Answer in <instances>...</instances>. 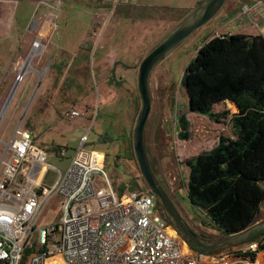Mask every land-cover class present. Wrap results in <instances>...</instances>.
<instances>
[{
	"label": "rangeland",
	"instance_id": "1",
	"mask_svg": "<svg viewBox=\"0 0 264 264\" xmlns=\"http://www.w3.org/2000/svg\"><path fill=\"white\" fill-rule=\"evenodd\" d=\"M187 1H13L15 5L24 6L21 11L17 10L16 16L20 18L23 11L27 13L31 28L37 16L47 12L45 21L50 31L36 39L35 32L28 34V42L32 41L33 47L38 40L39 49L30 56L29 68L19 80L16 78L23 58L8 65L4 71L0 68V109L17 82L0 118V168L7 143L20 122L32 131L35 144L46 152L47 163L60 171L65 169L80 145V137L85 134L87 142L83 147L104 154V167L115 177L116 183L119 181L120 194L149 190L132 149V129L140 108L137 71L126 66L138 63L184 20L190 10L187 12L181 7ZM241 5L240 0H226L205 25L170 48L154 64L148 77L151 105L143 129V144L150 168L190 230L198 238L210 241H216L218 238L213 240V237L220 231L202 209L187 199L184 160L213 147L219 135H231L230 114L236 108L228 101L215 104L213 112H229L220 121L189 111L181 77L186 64L206 39L225 34L222 21ZM246 29V33H256L252 28ZM81 42L87 48L86 52L79 48ZM37 59L36 68L41 80L27 105L38 82V75L33 70ZM112 68L116 84L110 76ZM70 109H77L80 114L70 117ZM181 115L188 121L187 139L176 134V117ZM61 148L65 150L63 157L57 154ZM53 173L47 171V181L54 178ZM56 200L50 199L40 216V223L58 220ZM235 243L210 252L225 253ZM181 247L186 250L184 245ZM239 248L235 247L234 252H241ZM259 261L264 264V255L260 254ZM46 264H60V260L49 259Z\"/></svg>",
	"mask_w": 264,
	"mask_h": 264
},
{
	"label": "built area",
	"instance_id": "2",
	"mask_svg": "<svg viewBox=\"0 0 264 264\" xmlns=\"http://www.w3.org/2000/svg\"><path fill=\"white\" fill-rule=\"evenodd\" d=\"M247 11L244 6L241 14ZM79 114L68 111L70 117ZM86 142L83 134L60 171L47 163L32 131L20 122L15 126L0 168V264H46L49 259L60 264H261L258 241L241 250L245 256L188 255L169 232L156 197L149 190L118 193L115 177L97 152L83 147ZM57 154L63 157L65 150ZM48 170L54 172L51 181ZM53 198L59 218L42 224L40 216Z\"/></svg>",
	"mask_w": 264,
	"mask_h": 264
},
{
	"label": "trees",
	"instance_id": "3",
	"mask_svg": "<svg viewBox=\"0 0 264 264\" xmlns=\"http://www.w3.org/2000/svg\"><path fill=\"white\" fill-rule=\"evenodd\" d=\"M181 82L189 111L220 121L229 112H213L215 104L228 101L236 108L230 114L231 135H219L213 147L184 163L189 202L206 213L220 238L239 233L256 223L264 197V31L212 35L186 64ZM176 125V134L187 139L184 115L176 117ZM155 201L161 216L177 230ZM244 241H258L257 252L263 250L264 228L238 242ZM28 252L24 251L22 261Z\"/></svg>",
	"mask_w": 264,
	"mask_h": 264
},
{
	"label": "water",
	"instance_id": "4",
	"mask_svg": "<svg viewBox=\"0 0 264 264\" xmlns=\"http://www.w3.org/2000/svg\"><path fill=\"white\" fill-rule=\"evenodd\" d=\"M225 1L226 0L197 1L191 8L190 12L186 15L184 20L179 25H177L175 29L171 33H169V35L164 40H162L159 44L152 48L138 63L134 64L133 66H126L127 68H136L137 71L136 89L140 99V108L132 129V149L138 168L140 170L141 177L148 186L149 191L158 199L163 209L170 217L174 225L177 227L179 232L193 244L194 248L192 249H199L202 252L213 250L228 243L241 241L247 238L251 233L263 229L264 221L255 223L239 233L224 236L216 241H207L202 238H198L184 222V220L172 204L169 196L162 189L155 176L153 175L144 149L143 129L151 105V96L148 87V77L152 67L175 44L190 35L197 28L205 25L222 8ZM30 55L31 54H28L24 63H28ZM22 74L23 71L20 70L16 80H19ZM111 78L116 84L117 82L114 75V69H112L111 71ZM40 80L41 75H39V80L30 97V100L34 95V92L36 91ZM16 86L17 82L13 84L9 93L7 94L0 109V118L5 112Z\"/></svg>",
	"mask_w": 264,
	"mask_h": 264
},
{
	"label": "crops",
	"instance_id": "5",
	"mask_svg": "<svg viewBox=\"0 0 264 264\" xmlns=\"http://www.w3.org/2000/svg\"><path fill=\"white\" fill-rule=\"evenodd\" d=\"M13 1L15 0H0V68L2 67L3 71L8 65L15 64L18 62V60H21L22 58L24 59V62H25L28 54L32 55V53L38 51L39 48L33 52L34 47H32V41L28 42L27 38L30 32L36 33V35L34 36V39H36V38H40L41 34H46L50 31L49 24L46 23L45 21L47 12L40 13L33 23L34 24L33 28H31L32 25H29V21L27 19L29 18V15L27 13L23 11L22 17L18 18V16H16L17 10L21 11L22 10L21 7H24V6H20L19 3H16L15 5ZM240 1L242 2V5L239 7V10L235 9V11L231 13V15L227 14L226 19L222 21L221 24H222V27L224 28L222 32H224L225 34L245 33L249 35L263 33L264 31V0H240ZM194 2H196V0H188L186 4L181 8L183 9L185 8V10H187L188 12L194 6ZM244 6L248 7V11L244 14H241ZM246 28L248 29L252 28L255 30L256 33L254 34L246 33L245 31L247 30ZM79 48L83 49L85 52L87 51V48L83 45V42L80 43ZM44 49H46L45 46H44ZM27 50H30V51L28 52ZM35 61H36L35 68L33 70H34V73L38 75V80H39L40 74H38V71L36 68L37 63H38L37 61L39 60L37 59ZM24 62L22 63V65L25 64ZM28 65H29V61H28ZM20 70H22V66ZM95 152L101 155L98 158V160H100V163L104 165V161H105L104 154L99 151H95ZM115 188L117 192L119 193V181L115 184ZM262 221H264V197L262 198L260 202L258 213L256 216V223H259ZM207 236H210V235H207ZM220 236L221 234L213 237L215 238L213 240H216L217 238L219 239ZM207 241H210V240H207ZM249 242L251 241L235 243L229 247V250L227 252L234 253L235 251L234 248L238 246L240 247L239 248L240 250H243L246 248ZM184 246L186 248L184 252H186L190 256H193L197 254L198 252H201L198 249L193 250L191 247H188L187 245H184ZM260 254L264 255V249L257 252L256 257L258 261H259Z\"/></svg>",
	"mask_w": 264,
	"mask_h": 264
},
{
	"label": "flooded vegetation",
	"instance_id": "6",
	"mask_svg": "<svg viewBox=\"0 0 264 264\" xmlns=\"http://www.w3.org/2000/svg\"><path fill=\"white\" fill-rule=\"evenodd\" d=\"M199 1V0H198ZM196 3V2H195ZM113 69V68H112ZM112 69L110 70V76H111V71H112ZM128 69V68H127ZM121 79H124V78H122V77H120ZM124 81H125V79H124ZM157 199V198H156ZM157 205V204H156ZM157 207H158V205H157ZM165 211V210H164ZM166 213V212H165ZM167 214V213H166ZM162 215V214H161ZM169 217V216H168ZM170 218V217H169ZM174 224V223H173ZM176 227V226H175ZM177 228V227H176ZM170 230L172 231V232H174L175 233V235H176V237L178 238V240H179V242H180V245H187L188 247H193V244L185 237V236H183L180 232H179V230L177 229H175L174 227H173V225L172 224H170ZM194 248V247H193ZM199 250V249H198Z\"/></svg>",
	"mask_w": 264,
	"mask_h": 264
},
{
	"label": "bare ground",
	"instance_id": "7",
	"mask_svg": "<svg viewBox=\"0 0 264 264\" xmlns=\"http://www.w3.org/2000/svg\"><path fill=\"white\" fill-rule=\"evenodd\" d=\"M33 47L34 48L37 47L35 49L33 48V52L36 51L39 48L38 40L35 42V45ZM28 68H29L28 63H25L24 65H22V71H26V70H28ZM95 155H96L97 158H99L101 156L99 153H96Z\"/></svg>",
	"mask_w": 264,
	"mask_h": 264
}]
</instances>
